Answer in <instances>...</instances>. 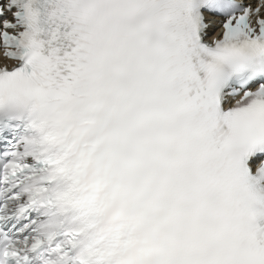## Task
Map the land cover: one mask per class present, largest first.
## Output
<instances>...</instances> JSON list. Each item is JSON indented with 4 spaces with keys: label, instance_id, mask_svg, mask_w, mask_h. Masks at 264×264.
Wrapping results in <instances>:
<instances>
[{
    "label": "snow or ice",
    "instance_id": "snow-or-ice-1",
    "mask_svg": "<svg viewBox=\"0 0 264 264\" xmlns=\"http://www.w3.org/2000/svg\"><path fill=\"white\" fill-rule=\"evenodd\" d=\"M0 264H264V0H0Z\"/></svg>",
    "mask_w": 264,
    "mask_h": 264
}]
</instances>
